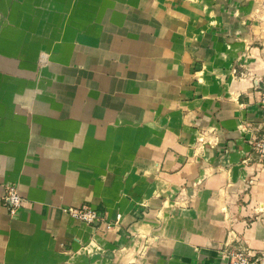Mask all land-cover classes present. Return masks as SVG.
<instances>
[{"label":"crops","instance_id":"obj_1","mask_svg":"<svg viewBox=\"0 0 264 264\" xmlns=\"http://www.w3.org/2000/svg\"><path fill=\"white\" fill-rule=\"evenodd\" d=\"M263 92L264 0H0V264H264Z\"/></svg>","mask_w":264,"mask_h":264},{"label":"built area","instance_id":"obj_2","mask_svg":"<svg viewBox=\"0 0 264 264\" xmlns=\"http://www.w3.org/2000/svg\"><path fill=\"white\" fill-rule=\"evenodd\" d=\"M239 77H245V74L239 73ZM259 105L262 113V121L260 123L261 133L252 140L251 148L255 155L257 167L259 169H264V92L259 99ZM3 197L6 201L10 215H14L19 209H21L25 202L14 186H8L5 189ZM67 213L73 219L86 224H94L98 220L96 212L86 207L70 208L67 210ZM226 257V264H257L259 261V259H253L249 251L245 248L227 251Z\"/></svg>","mask_w":264,"mask_h":264}]
</instances>
